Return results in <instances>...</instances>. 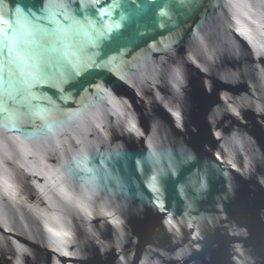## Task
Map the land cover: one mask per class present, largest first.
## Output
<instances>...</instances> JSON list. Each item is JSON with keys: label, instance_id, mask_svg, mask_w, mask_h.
I'll use <instances>...</instances> for the list:
<instances>
[{"label": "water", "instance_id": "water-1", "mask_svg": "<svg viewBox=\"0 0 264 264\" xmlns=\"http://www.w3.org/2000/svg\"><path fill=\"white\" fill-rule=\"evenodd\" d=\"M0 264H264V0H0Z\"/></svg>", "mask_w": 264, "mask_h": 264}, {"label": "clouds", "instance_id": "clouds-1", "mask_svg": "<svg viewBox=\"0 0 264 264\" xmlns=\"http://www.w3.org/2000/svg\"><path fill=\"white\" fill-rule=\"evenodd\" d=\"M164 14H165V13L162 11V12H161V15H164Z\"/></svg>", "mask_w": 264, "mask_h": 264}]
</instances>
